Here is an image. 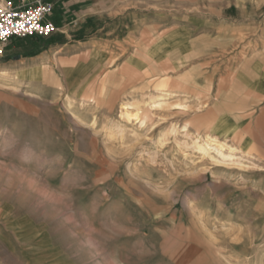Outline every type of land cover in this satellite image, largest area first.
I'll use <instances>...</instances> for the list:
<instances>
[{
  "label": "rangeland",
  "instance_id": "374dc122",
  "mask_svg": "<svg viewBox=\"0 0 264 264\" xmlns=\"http://www.w3.org/2000/svg\"><path fill=\"white\" fill-rule=\"evenodd\" d=\"M115 59L84 85L0 83V264H264V165L198 151L208 93Z\"/></svg>",
  "mask_w": 264,
  "mask_h": 264
},
{
  "label": "crops",
  "instance_id": "0c3cea01",
  "mask_svg": "<svg viewBox=\"0 0 264 264\" xmlns=\"http://www.w3.org/2000/svg\"><path fill=\"white\" fill-rule=\"evenodd\" d=\"M43 1L54 4L48 19L57 30L12 37L0 54V83L39 91L56 81L84 85L114 57L115 65L156 76L169 69L187 80L182 94L189 106L204 100L194 90L208 93L204 107L189 113L202 131L264 165V0ZM225 53L231 57L223 61Z\"/></svg>",
  "mask_w": 264,
  "mask_h": 264
},
{
  "label": "built area",
  "instance_id": "2783aa9c",
  "mask_svg": "<svg viewBox=\"0 0 264 264\" xmlns=\"http://www.w3.org/2000/svg\"><path fill=\"white\" fill-rule=\"evenodd\" d=\"M54 4L39 0L35 5H15L12 0H0V54L12 37L52 35L57 27L48 16Z\"/></svg>",
  "mask_w": 264,
  "mask_h": 264
},
{
  "label": "bare ground",
  "instance_id": "6f19581e",
  "mask_svg": "<svg viewBox=\"0 0 264 264\" xmlns=\"http://www.w3.org/2000/svg\"><path fill=\"white\" fill-rule=\"evenodd\" d=\"M151 56V55H150ZM154 58V57H153ZM144 61V60H143ZM152 62V60H151ZM154 62V61H153ZM125 67H127V69L130 71V72H133L135 74H139V73H142L143 71H139V70H134L132 69L130 66L126 65ZM163 94V93H162ZM163 96V95H162ZM164 98V97H163ZM162 99V98H161ZM152 100V99H151ZM164 101V99L162 100H159V101H155L153 100L152 103H150V105L153 107L155 106H159L161 105ZM150 102V101H149ZM135 103H132V102H126V103H123L122 106H121V116L123 118H125L126 120L128 121H133V120H138L140 118V113L139 111L136 112L134 110V107L137 106L134 105ZM148 104V103H147ZM180 104V103H179ZM139 106V104H138ZM137 106V109H139ZM141 106V105H140ZM139 106V107H140ZM160 107V106H159ZM142 107H140L141 109ZM145 115V116H144ZM143 116L144 118H146L147 116V113H145ZM145 120L142 121V124ZM141 124V125H142ZM185 127V126H184ZM187 127V126H186ZM185 129V128H184ZM210 134V133H209ZM203 138V137H202ZM207 138V136L205 137ZM186 144V143H185ZM194 144H195V148L202 152L204 155L206 156H210L211 159H214L215 161H218V162H225V161H234L237 154H235L236 152H234L236 149L238 150H241L240 148H237V147H234L233 145H231L228 141H222L218 138V136H215L212 134V136L209 137V139L207 140H203L201 141L199 138L196 139L194 141ZM30 184V182H29ZM42 194V191L40 192ZM46 196V195H45ZM54 200V199H53ZM56 201V200H54ZM71 219V218H70ZM91 229V228H90ZM93 237V236H92ZM87 240V239H86ZM96 242V241H95ZM87 245H89L91 248H97L96 247V244L94 243V241L91 239V238H88L87 240ZM89 248V247H88ZM96 250V249H95ZM93 251V250H91ZM95 252V251H94ZM92 255V254H91ZM94 255V254H93ZM100 264V263H98Z\"/></svg>",
  "mask_w": 264,
  "mask_h": 264
}]
</instances>
